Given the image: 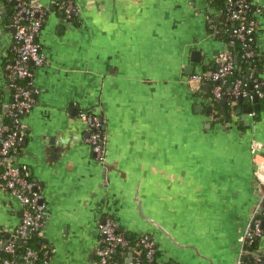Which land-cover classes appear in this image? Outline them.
I'll return each mask as SVG.
<instances>
[{"label": "crops", "instance_id": "0c3cea01", "mask_svg": "<svg viewBox=\"0 0 264 264\" xmlns=\"http://www.w3.org/2000/svg\"><path fill=\"white\" fill-rule=\"evenodd\" d=\"M29 1L48 9L38 37L46 62L35 72L40 94L24 120L17 162L47 206L39 237L53 253L41 264H97L106 217L129 238L151 239L160 264H237L245 229L264 202L253 152L256 145L264 154V93L258 110L243 103L234 117L241 130L213 123L209 93L189 85L184 70L193 51L203 55L196 73L203 65L213 70L230 46L208 32V3L72 0L79 17L68 21L61 0ZM255 1L262 56L250 79L257 81L264 75V0ZM1 58L0 51V71ZM7 98L0 74V103ZM81 110L104 121L103 163L86 143ZM22 217L23 208L0 190V231H13ZM254 253L264 261V234Z\"/></svg>", "mask_w": 264, "mask_h": 264}, {"label": "built area", "instance_id": "2783aa9c", "mask_svg": "<svg viewBox=\"0 0 264 264\" xmlns=\"http://www.w3.org/2000/svg\"><path fill=\"white\" fill-rule=\"evenodd\" d=\"M208 3L209 14L207 22L210 29L217 33L216 26L209 17L222 19V31L231 40L230 46L241 44L240 61L254 64L261 60L258 45V19L262 8L255 0H224L223 8L217 10L212 6V0ZM13 3L11 19L12 23H5L6 16L1 9ZM65 19L75 21L79 17V9L72 0H61L58 3ZM48 9L29 0H0V51L6 58L0 74L11 90V99L8 110L4 115L6 121H0V190L8 192L23 208V217L18 226L11 231V237L3 249V253L10 255V259L3 260L2 264H19L15 261L17 246L34 240L44 225L47 206L39 185L29 175V169L25 164L17 162V157L23 152L25 143L24 120L33 110L36 104V96L40 94L34 82L35 72L46 62L45 53L38 42V37L46 20ZM14 27V33H10V27ZM214 37V35H212ZM228 49L219 55L216 69L193 73L188 77L191 82L210 83V97H205L204 102L210 105L212 102H220L227 94L238 99L251 97V93L245 89V81L241 78L229 84V80L236 72L241 71L238 58ZM253 69V68H252ZM252 69L246 78L253 77ZM194 88L193 89H200ZM258 85L255 89L257 90ZM228 89V90H227ZM250 93V94H249ZM4 109V104H3ZM79 118L86 124V143L91 148L95 158L103 163L106 156V137L104 121L101 117L81 110ZM254 116V113L251 114ZM255 162L257 164V179L264 184V157L256 153V145H253ZM258 159L262 160L258 162ZM264 195V194H263ZM264 215L263 205L258 206L250 218L245 229L242 259L237 264H244V255L260 237L264 234V220L258 217ZM8 233V231H4ZM97 264H141L143 256L146 264H160L157 258L155 243L147 236H141L137 242L131 245L130 239L120 231L117 222L111 218H104L98 226ZM120 253L124 261H118L115 256ZM44 257H50L53 249L45 247ZM251 264H264L263 260L254 253ZM39 253L30 248L26 251L22 264H38Z\"/></svg>", "mask_w": 264, "mask_h": 264}, {"label": "trees", "instance_id": "16d2710c", "mask_svg": "<svg viewBox=\"0 0 264 264\" xmlns=\"http://www.w3.org/2000/svg\"><path fill=\"white\" fill-rule=\"evenodd\" d=\"M212 6L215 7L217 10H220L223 8L224 5V0H212ZM14 4L10 3L6 5V12L8 14V16H6L5 19V23H8V19L12 14V6ZM212 19V23L216 26L217 28V33H215L214 30L210 29V24L207 22V28H208V32L211 35H214V37L216 39H224L227 42H230L231 40L229 39L228 36H224L225 34H223L224 32L221 30L223 24L222 19L219 20V22H216V20L214 19V17L209 16ZM241 49H242V45L241 44H236L234 46H229V50L230 52H232L234 54V56H237L238 58V65L242 66L241 71L236 72V74L234 76H232L229 80V84L233 83L236 79L241 78L243 81H245L247 84H250L252 86L255 85V80L254 79H248L246 78L248 72L255 66L258 65L259 61L256 60L254 61V64L251 66L250 63H242L240 61V53H241ZM2 66L6 63V58L4 56H2ZM203 65V64H202ZM203 71H209L212 70L210 69L209 65H203ZM228 90V89H227ZM250 94V93H249ZM206 97H210V94H208ZM227 99V103L225 106H223L220 102L214 101L212 102L208 108L211 109V114L210 116H212V121L213 123L218 122V123H222L224 125H229V126H236V128L239 129H243V125L240 121H235L233 120L235 116L238 115L237 111L241 108L238 105V99L235 98L233 95L231 94H227L226 96ZM3 102V101H2ZM0 103V121H6L7 117L4 115L3 113V103ZM223 109H225L226 115H227V120H225L224 117V112ZM258 217L262 218L264 220V215L262 214H258ZM125 235V234H124ZM6 236V232L4 231H0V246L3 243L4 239ZM127 238H129L127 235H125ZM131 245L135 244L137 242V240H135L134 238H129ZM45 247H48L41 239L39 236H36L34 238V240L29 241L27 243L24 244H18L17 246V254H16V258L15 261H17V263L22 264L23 262V257L26 253V251L30 248L36 250L39 253V261L38 264L44 263L47 258L44 257V249ZM257 247V241L249 248L247 249L248 251L245 253L244 255V259H245V263L244 264H251L253 261V257L251 256V252L252 250H254ZM5 259H10V255L3 253L2 256L0 257V264H2L3 260ZM115 259L118 261H124V259L122 258V256L120 255V253L118 252V254L115 256ZM141 264H146V261L144 259V257H141Z\"/></svg>", "mask_w": 264, "mask_h": 264}, {"label": "water", "instance_id": "95a60500", "mask_svg": "<svg viewBox=\"0 0 264 264\" xmlns=\"http://www.w3.org/2000/svg\"><path fill=\"white\" fill-rule=\"evenodd\" d=\"M2 13L5 14V16H8L7 12H6V9L5 8H2L1 9ZM8 22L11 24L12 23V19L11 17H9L8 19ZM10 33L13 34L14 33V27H10ZM203 62V55H202V52L199 51V50H195L191 53V58H190V64L187 65L185 67V74L186 75H189V76H192L193 73H194V70H195V65H199ZM252 66V64H251ZM217 67V64L213 65V69H216ZM256 83H260V82H263L264 83V75L263 76H259L258 80L255 81ZM246 84V83H245ZM191 86L194 87V88H199L200 86H203L204 89L209 93L210 91V83H203V84H200L199 82H191ZM245 89L251 93V97H247V98H243V96H239L238 97V105L239 107H242L243 103H253L255 104V107L254 109L255 110H258L259 109V100H260V95L264 93V84L263 85H258V88L257 90L255 89L254 86L252 85H245ZM7 92H8V98L7 100H5L4 102V113L7 112L8 110V105L10 103V99H11V90L7 87ZM227 103V99L224 98L222 101H221V104L223 106H225ZM197 112H202L203 111V106H197L196 109H195ZM252 109H250L251 111ZM206 112L208 114H211V109H206ZM223 112H224V117H225V120H227V115H226V112H225V109H223ZM237 113L240 115L241 114V109H239L237 111ZM242 119L245 120V116H242ZM207 127H209V125H207ZM262 156L264 157V154H262ZM11 237V233L8 232L6 233V236H5V239L3 241V243L1 244L0 246V257L2 256L3 254V249L5 248V246L7 245L9 239ZM140 238V237H139ZM138 238V239H139ZM21 244V242H19ZM97 253V249L95 250V255ZM264 263V261H263Z\"/></svg>", "mask_w": 264, "mask_h": 264}]
</instances>
